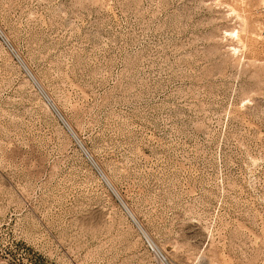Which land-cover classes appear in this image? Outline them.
Listing matches in <instances>:
<instances>
[{"label": "rangeland", "instance_id": "1", "mask_svg": "<svg viewBox=\"0 0 264 264\" xmlns=\"http://www.w3.org/2000/svg\"><path fill=\"white\" fill-rule=\"evenodd\" d=\"M0 28L147 234L0 37V264H264V0H0Z\"/></svg>", "mask_w": 264, "mask_h": 264}, {"label": "bare ground", "instance_id": "2", "mask_svg": "<svg viewBox=\"0 0 264 264\" xmlns=\"http://www.w3.org/2000/svg\"><path fill=\"white\" fill-rule=\"evenodd\" d=\"M0 37L4 41V43L7 45V47L11 50L12 54L17 58L19 64L24 69V71L27 73V75L29 76V78L31 79V81L33 82V84L37 87V89L39 90V92L42 94V96L44 97V99L47 102L48 106H50L52 108V110L57 115V117L59 118V120L63 123V125L66 127V129L68 130V132L70 133V135L74 138V140L80 146V148L82 149V151L84 152V154L86 155V157L88 158V160L91 162V164L93 165V167L96 169V171L98 172V174L100 175V177L102 178V180L104 181V183L112 191V193L115 195V197L120 201L121 205L123 206V209L126 211V213L128 214V216L131 218V220L133 221V223L135 224V226H137V228L140 230V232L146 238L147 237V234H146L145 230L143 229L142 225L140 224V222L138 221V219L136 218L135 214L131 211V209L129 208V206L122 199V197L118 193L117 189L114 187V185L112 184V182L110 181V179L108 178V176L103 172V170L101 169V167L96 163V161L94 160L93 156L90 154V152L88 151V149L85 148V146L83 145L80 137L71 128V126L69 125V123L67 122V120L64 118V116L60 113V111L58 110V108L56 107V105L54 104V102L52 101V99L48 96V94L43 89V86L40 84V82L32 74L31 70L29 69V67L27 66V64L24 62V60L21 58V56L19 55V53L13 48V46L11 45V43L9 42V40L7 39V37L4 35L3 31L1 30V28H0ZM156 252H157L158 255H161V252L157 248H156Z\"/></svg>", "mask_w": 264, "mask_h": 264}]
</instances>
